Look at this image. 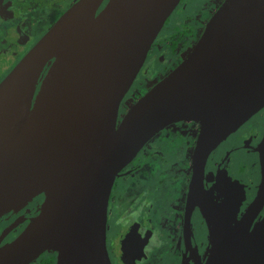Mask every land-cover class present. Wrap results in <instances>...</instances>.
Here are the masks:
<instances>
[{
	"label": "water",
	"instance_id": "water-1",
	"mask_svg": "<svg viewBox=\"0 0 264 264\" xmlns=\"http://www.w3.org/2000/svg\"><path fill=\"white\" fill-rule=\"evenodd\" d=\"M180 1L109 0L99 12L105 0H79L0 83V217L44 196L23 232L0 246V264H32L52 248L58 264H112L115 179L157 133L184 119L203 124L192 190L202 189L211 241L196 264H264V219L253 225L264 202V141L262 188L242 219L235 184L199 185L212 149L264 107V0H225L185 60L119 123Z\"/></svg>",
	"mask_w": 264,
	"mask_h": 264
},
{
	"label": "flooded vegetation",
	"instance_id": "flooded-vegetation-1",
	"mask_svg": "<svg viewBox=\"0 0 264 264\" xmlns=\"http://www.w3.org/2000/svg\"><path fill=\"white\" fill-rule=\"evenodd\" d=\"M78 1L0 0V83ZM206 1H180L154 41L134 83L140 74L151 73L158 76L156 85L185 60L225 0H214L217 5L210 13L202 8L197 15L198 7H206ZM132 87L121 104L119 123L131 108L126 106ZM202 131L203 124L197 120L175 122L157 133L119 172L108 205L106 244L112 264L205 261L210 230L202 211V189L192 190L195 152ZM263 141L264 107L212 149L205 162L204 178L199 180L206 191H215L219 180L235 184L241 192L238 219L250 210L262 188ZM43 201L44 196H40L20 212L0 217V246L23 232ZM263 219L264 202L253 225ZM58 260L59 253L52 248L32 264H58Z\"/></svg>",
	"mask_w": 264,
	"mask_h": 264
},
{
	"label": "rangeland",
	"instance_id": "rangeland-1",
	"mask_svg": "<svg viewBox=\"0 0 264 264\" xmlns=\"http://www.w3.org/2000/svg\"><path fill=\"white\" fill-rule=\"evenodd\" d=\"M213 1L214 0H207L206 1L207 3L205 5L206 7L199 6L198 7V11H197L196 14L199 15L200 13H202V8H205L206 9L205 13H207V12L210 13L211 9L214 6L217 5L216 3L214 5L213 4ZM211 2H212V4H211ZM203 16H205V15L203 14ZM193 17L196 18L195 16H193ZM171 29H173V27H171ZM169 61H170V59H169ZM157 80H158V76L155 75L153 77V74H151V73H149L147 75L140 74V76L138 77V79L136 80V82L134 83V86L132 87V89L130 91V94L128 96L129 101H128L126 107L129 106V108H130L131 106H133L148 91H150V89L155 85V83H156Z\"/></svg>",
	"mask_w": 264,
	"mask_h": 264
}]
</instances>
